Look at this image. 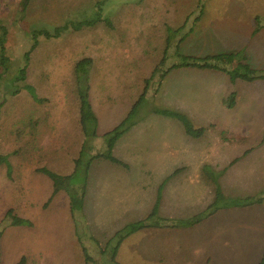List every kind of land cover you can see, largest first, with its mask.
Returning <instances> with one entry per match:
<instances>
[{
    "label": "rangeland",
    "instance_id": "1",
    "mask_svg": "<svg viewBox=\"0 0 264 264\" xmlns=\"http://www.w3.org/2000/svg\"><path fill=\"white\" fill-rule=\"evenodd\" d=\"M19 1L0 0V17L8 30L7 54L14 70L23 64L22 55L33 42L32 30L65 28L58 38L38 36L30 53L26 82L45 100L36 102L21 89L16 95H7L0 107V155L7 156L12 167L8 177L5 165H0V264H15L21 256H25V264H111L105 255L112 252L116 233L126 232L129 221L151 214L165 218L161 210L166 213L167 208L159 204L162 188L158 192L160 184H154L160 177L153 172L149 175L146 169L152 166L155 148L172 141L171 137L186 151L188 147L179 141H187L191 151L198 150L192 147L205 138L220 147V157L204 161L198 175L187 167L175 170L176 184L186 182L182 189L176 188L175 207L170 212L178 216L175 220L198 214L205 218L189 227L165 226L154 220L141 234L140 229H128L115 260L123 264H145L146 260L150 261L147 264H257L264 252V199L244 207L220 206L264 196V127L256 128V121H249L243 111L216 106L224 71L169 68L183 62L184 56L231 53H240L242 62L251 68L264 66L258 62L264 58V0H201L202 15L194 23L199 14L197 0H31L23 13ZM186 16L189 19L182 29L169 31ZM83 20L92 25L76 30V23ZM86 56L95 62L90 69L97 73L88 79V85L83 82L97 119L94 138H84L76 122L77 86L72 66ZM104 56H111L105 65ZM134 93L142 94L130 118L138 131L129 127L111 150L120 158L121 144L129 143L124 155L131 158H120L124 163L117 165L96 157L107 151V139L101 134L130 111L138 98ZM184 118L204 131L197 137L188 136ZM213 120L218 125H210ZM223 127L226 139L222 141ZM84 139L81 160L70 181L59 187L55 174L49 177L37 170L42 167L61 175L58 165L78 157ZM103 169L109 170L107 177L111 170H121L127 180L113 187L124 201L117 202L120 209L109 207L108 191L101 193L102 199L105 194L108 198L105 202H94L98 187L86 185L88 174L90 178L99 172L104 177ZM143 178L144 190L139 188V193L144 198L136 202L130 192L139 186L131 187L128 181ZM8 209L31 220L32 225H10L4 217ZM141 240L148 246L168 243V253L148 255L151 253L136 248Z\"/></svg>",
    "mask_w": 264,
    "mask_h": 264
},
{
    "label": "trees",
    "instance_id": "2",
    "mask_svg": "<svg viewBox=\"0 0 264 264\" xmlns=\"http://www.w3.org/2000/svg\"><path fill=\"white\" fill-rule=\"evenodd\" d=\"M198 1V9H199V14L195 19L193 20V23L196 22L200 16L202 15V4L201 0ZM31 0H20L18 3V8L19 12L23 13L28 5L30 4ZM101 5V3H99ZM189 16H186L180 26H178L175 29L169 30L172 31L173 33H177L180 29H182L186 23L188 22ZM92 24L91 22H88V20H83L79 21L75 25L76 30H82L85 27H90ZM83 27V28H82ZM65 27H55L52 32H49L48 30H32L31 31V38H32V44L31 46L23 53L22 55V60L23 64L19 67H17L15 70L12 67V63L10 60V57L7 54V27L3 23V20L0 17V88L2 89V100L0 101V107L3 105L4 100L7 95H16L17 93L20 92L21 89H25L26 91L29 92L31 97L36 101V102H43L45 99L40 98L36 95L34 87L26 82L27 78V71H28V62L30 60V53L36 48L38 44V36L43 35L45 38H58L60 33L64 30ZM189 31H191V28L185 32L187 34ZM165 40L169 42V35H166ZM183 40V36H181L178 39V43ZM166 49L163 51V54L161 56L160 61L162 62L165 57H166ZM242 55L240 53H231V54H213V55H208L202 58H196L193 56H184V61L181 63H176L173 64L170 68H175V67H180V66H192V67H198V68H208V69H215V70H220L226 72L231 81H234L237 78L243 79L245 81H254V80H264V69H254L251 68L247 63L242 62L243 59ZM159 61V62H160ZM234 64L235 67L229 69L226 67V64ZM92 65V59L90 57H82L80 59H77L72 66V73L74 77V83L75 86H77L76 89V97H77V104H78V123L80 126V131L82 132L84 138L89 136H92L93 138L97 136V132L95 129V124L97 122L96 116L94 115L92 111L91 104L88 99V92L86 87L84 88L83 82H87L89 77L88 74L90 72V67ZM157 67H155L151 73L154 74L155 70ZM150 78L146 79L149 80ZM88 85V82H87ZM142 95V94H141ZM140 95V96H141ZM140 96L135 100L133 103L130 111L127 113V115L119 122L118 125H116L113 129L101 134L102 137H105L107 140V151L105 153H100L96 154V157H102L105 159H109L112 162L115 163H122L120 160L115 158L111 154V150L113 148V145L117 141V139L120 137L122 133H124L131 125L134 124L133 121H130L131 119V114L132 112L137 108V105L140 102ZM233 94L231 95V99H227V105L232 106V101H233ZM160 112V111H159ZM161 113L166 114L165 110H162ZM183 123L185 126V130L188 134L194 135L195 137L199 136L205 128L200 127V128H193L192 125L188 122L187 119H183ZM220 138L223 141L225 138V130H222L220 132ZM225 142V141H224ZM85 146V139L82 143L81 150L79 152L78 157L73 159L74 163V169L69 175H56V173H53L51 171H46L44 169L38 168L37 170L45 172L49 175V177H52V175L55 174V177L57 178V184L60 186L61 182L63 181H70L71 177L74 176V174L77 171V165L79 164L81 160V154L84 150ZM4 164L6 167V174L9 177L11 173V164L7 160V156L5 155H0V165ZM205 168H207V165L202 166V170L205 171ZM58 174V173H57ZM85 175V171L83 173ZM72 182V180H71ZM216 193H219L216 192ZM215 195L217 196V194ZM220 197H221V192H220ZM264 199V196L261 197H256V198H247L244 200H239V202H225L220 206V208H227L230 206H249L255 203H261ZM73 200V199H72ZM71 200V201H72ZM233 203V204H232ZM156 212V211H155ZM147 217L146 219H143L139 222L129 224L126 227V232L123 230L122 232H117V239H116V244L113 246L112 252L109 254H106V258L108 261L111 262V264H122L119 263L117 260H115L116 256V249L118 243L126 236L129 234V231H134L136 229H141V228H146L147 226L150 225L151 221L158 220V223L160 224L161 222H165V226H172V227H180V226H193L198 223H200L204 218L201 217V214L195 215L190 218L186 219H167V218H161L157 215ZM7 218V221L10 225L12 226H31L32 221L23 217H20L16 214H13L12 209H8L5 212V216ZM155 218V219H154ZM157 222V221H156ZM129 229V231H128ZM88 259H90L89 256H87ZM26 263V258L25 256H21L19 260L15 264H25ZM257 264H264V252L262 254V257L260 261Z\"/></svg>",
    "mask_w": 264,
    "mask_h": 264
},
{
    "label": "crops",
    "instance_id": "3",
    "mask_svg": "<svg viewBox=\"0 0 264 264\" xmlns=\"http://www.w3.org/2000/svg\"><path fill=\"white\" fill-rule=\"evenodd\" d=\"M110 57L111 56H104L103 57L104 65H105L106 60L108 58L111 59ZM258 62L264 64V58L262 60L259 59ZM92 63H95V62L93 61ZM256 69H264V66L258 67V68L256 67ZM106 70L107 69H105V71ZM220 72H222V71H220ZM89 74H90V77H89L90 79L93 78L92 75H95V76L97 75L96 71L93 68L90 69ZM224 75H226V74L223 72V76L220 79V99H217V103H215L216 106L220 107L221 110L224 109L225 106L227 105V99L226 98H227V96H229V94L232 93L233 94V101H232L231 109L234 110L236 113H240L243 111L244 116H247L249 121L250 120L256 121V123H255L256 128L257 127H259V128L264 127V80L259 79V80H254V81H245L243 79L237 78L234 81H231L228 78V76L226 77ZM216 87L218 88V86H216ZM133 96L138 97L136 93H134ZM94 100L97 102L96 99H94ZM134 100H137V98ZM205 104L207 105V103H205ZM76 115H77L76 122H77V125H79V123H78V108L76 110ZM209 124L210 125H218L217 121H215V120H213ZM220 126H222V125H220ZM249 127H250V125H249ZM138 128H139V126L137 125L136 122H134V124L131 125L129 129L130 130L134 129L133 132H136V131H138L137 130ZM221 130H225V128L223 127ZM99 134H101V133H99ZM187 135L190 136L189 134H187ZM168 137L169 136H167V138ZM171 138H172V141L168 140V141H166V143H160L158 145V147L155 148L154 154L151 156L152 166L147 167V169H146L147 170L146 173L148 172L149 175H152L151 172H153L158 177H160V179H158V181L156 183L154 182L156 180L155 177H153L152 181L156 185L160 184L158 186V190H157L158 192H160L159 188H162L163 197L161 194L162 202H160L159 204L161 205V207L163 206L164 208H167L166 213L161 210V213L163 214L161 216L165 217L167 219H175V217H178V216L173 215V213L170 212V209L175 207L174 192L176 191V188L180 187L182 189V187L185 185V182H186V179L184 178L185 182L181 181L179 184H176L175 178H174L175 177V170L177 169L180 171L182 168L184 169L187 167L188 171L191 170V173L198 175L199 171H200L201 164H203L204 161H206L207 159H213V158H219L220 157V147L217 148V144L213 143L212 141H206L205 140L206 138L204 140H200L199 143L200 142L201 143L199 145H197L196 147H192V148H198V150H195V151L190 150V146H189V144H187V141H185V142L179 141V142L184 143L188 147V151H186L183 148H179V146L175 142V137H171ZM224 143L228 144L227 142H224ZM121 145H122L121 149H123V150H121L123 156L120 158H124L125 160L131 158V156L129 157L127 155H124L126 150L129 149L130 144L124 143V145L123 144H121ZM64 155H65V153L63 154V156ZM63 156H61V157H63ZM113 156L117 159H120L115 155H113ZM193 160H195V162H193ZM72 162L73 161H71V163L65 162L64 164H62V163L59 164L58 165V168H60L59 174L69 175L74 169V166H73L74 163L72 164ZM121 162L124 163V161H121ZM116 164L121 165V163H116ZM148 169H149V171H148ZM108 171L109 170L103 169V172H101V175L104 177H100L99 172H98V175L95 174V176L93 175L90 178H89V174H88V180L86 182V185L88 186V184H90V185L98 187V189H96L93 193L94 202H105L108 199L105 196L106 194L104 195L103 199L101 198V196L103 193H105V191H108L111 193V196L109 197L110 200H108V202H111L109 204V207H112L113 209H114V207L116 209H120L121 204H118V203L124 202V201H123L122 197L118 196V194L114 192L113 187L124 185V183L127 180L124 178V175L121 174L122 173L121 170H118L119 172H117V170L113 169V170H111V171H113V173H110L109 177H107ZM161 178H162V180L166 181L165 185H164V183H161L162 182ZM187 181H189V179H187ZM128 183H129V185H131V187H138L139 186L138 189L135 188L134 191L130 192L131 193L130 195L132 196V200L137 199L136 202H138L140 200L142 201L144 196L139 193V188H140V191H141V188H142V190H144V187H143L145 184L144 178L140 179V180L130 179L128 181ZM146 184H148V183H146ZM164 197L166 198L165 202H163ZM116 209H114V210H116ZM101 212H102V210H101ZM113 219H116V218H113ZM141 220H143V219H133L132 221H129L128 225L139 222ZM143 229L144 228H141L140 230H137V231L141 234V233H143ZM141 237H142V235L140 236V238ZM125 239H127V238H125ZM122 240L117 245L116 256H119V254H120V247L123 246L122 244L124 242V240L123 241ZM135 245L137 246L136 248L138 250H140L142 252L146 251L145 253H151L148 255H154V253H156L157 256H159V255L162 256V255L168 253V249H166L168 247V243L164 244V242H157V243L152 242L151 246H148L147 241L144 242L141 240L140 242H137ZM116 256H115V258H116ZM159 258L156 261L157 263H160V261H161V257H159ZM152 261L154 262L155 260L152 259ZM143 262H146L145 264L150 263V261H148V260L143 261ZM119 263L123 264V262H119ZM137 264H142V262L137 263Z\"/></svg>",
    "mask_w": 264,
    "mask_h": 264
}]
</instances>
